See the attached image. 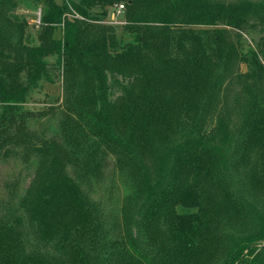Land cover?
Here are the masks:
<instances>
[{"label":"trees","instance_id":"obj_1","mask_svg":"<svg viewBox=\"0 0 264 264\" xmlns=\"http://www.w3.org/2000/svg\"><path fill=\"white\" fill-rule=\"evenodd\" d=\"M19 1L0 0V160L21 149L35 173L0 264H264V36L244 45L264 1L23 0L36 45ZM57 71L43 137L24 109ZM110 158L121 211L91 196Z\"/></svg>","mask_w":264,"mask_h":264},{"label":"rangeland","instance_id":"obj_2","mask_svg":"<svg viewBox=\"0 0 264 264\" xmlns=\"http://www.w3.org/2000/svg\"><path fill=\"white\" fill-rule=\"evenodd\" d=\"M56 1L61 2V0ZM38 12L42 13L41 8L36 7L30 1L23 0L19 1L16 11V14L25 16L30 21V32L33 40H35V45L38 44L36 38L40 29L34 24ZM124 20L123 11L117 13L116 16L111 12L109 21L113 25L123 24ZM263 36L264 32L260 29L251 30L244 34L245 48H258ZM48 62L54 63L55 58H50ZM53 80V83L42 82L40 87L32 93L24 109L34 114L30 120L32 132L41 134L43 137H51L57 133L58 122L61 117L58 106L62 102V78L58 71L54 73ZM49 108H54L55 111L48 112ZM34 164L33 158L26 161L24 152L21 149L13 148H11V153L8 156L0 160V217L18 208L20 199L33 179ZM91 190V196L94 200L103 203L109 209H120L121 211L129 195L128 184L122 180L118 173L114 172L113 158H110L107 163L104 177L94 183ZM179 211L182 213L189 212V210L182 208Z\"/></svg>","mask_w":264,"mask_h":264},{"label":"built area","instance_id":"obj_3","mask_svg":"<svg viewBox=\"0 0 264 264\" xmlns=\"http://www.w3.org/2000/svg\"><path fill=\"white\" fill-rule=\"evenodd\" d=\"M123 9H124V6H123V5H120V6L118 7V13L122 12ZM36 15H37V17H36V19H35V21H34V24H35L37 27H40L41 24H42V13H41V12H38Z\"/></svg>","mask_w":264,"mask_h":264}]
</instances>
